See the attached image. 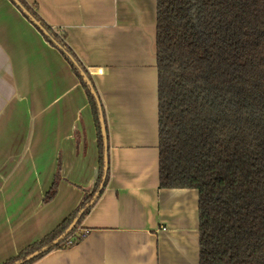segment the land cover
Returning <instances> with one entry per match:
<instances>
[{"label": "crops", "instance_id": "crops-1", "mask_svg": "<svg viewBox=\"0 0 264 264\" xmlns=\"http://www.w3.org/2000/svg\"><path fill=\"white\" fill-rule=\"evenodd\" d=\"M25 1L92 76L110 169L81 223L89 234L32 264H200L198 189L160 186L158 0ZM99 173L81 80L12 0H0V264L56 229Z\"/></svg>", "mask_w": 264, "mask_h": 264}, {"label": "trees", "instance_id": "trees-1", "mask_svg": "<svg viewBox=\"0 0 264 264\" xmlns=\"http://www.w3.org/2000/svg\"><path fill=\"white\" fill-rule=\"evenodd\" d=\"M20 1L87 92L98 130L100 173L94 190L56 229L1 264H32L54 248L81 242L90 232L81 226L93 207L86 206L105 175L100 108L82 71L96 89L92 76L64 37ZM157 15L160 186L198 189L200 264H264V0H158ZM58 184L59 177L47 201L56 196ZM76 219L63 241L26 260L52 245Z\"/></svg>", "mask_w": 264, "mask_h": 264}, {"label": "water", "instance_id": "water-1", "mask_svg": "<svg viewBox=\"0 0 264 264\" xmlns=\"http://www.w3.org/2000/svg\"><path fill=\"white\" fill-rule=\"evenodd\" d=\"M12 1L21 8L22 12H24L31 19V21L34 24L38 25L41 29L44 30L45 33L48 34V32L45 30V28L42 26V24L31 14V12L21 3L20 0H12ZM58 46H60V45H58ZM82 74L85 77V79L87 80V82L89 83V85L91 86L92 92L97 97L99 108H100V113H101L100 119H101V124H102V130H103V135H104V140H105V175H104L103 180H102L98 190L96 191L93 199L87 204L86 208H88V207H90V206H92V205H94L96 203V201L100 197V195H101V193H102V191H103V189L105 187L107 170L109 169V141H108V132H107V125H106V121H105V116H104V113H103L102 105H101L99 96L97 94V91L94 88V86L92 84V81L89 78V76L86 74V72L82 71ZM77 221H78V219H76L72 223V225L69 227V229L63 235H61L59 238H57L52 243V245L44 247L41 251H36L35 253H33L30 256H28L26 260L34 258L35 256H37L41 252L48 250L51 246H53L55 244H58L59 242L63 241L72 232V230L74 229Z\"/></svg>", "mask_w": 264, "mask_h": 264}, {"label": "built area", "instance_id": "built-area-1", "mask_svg": "<svg viewBox=\"0 0 264 264\" xmlns=\"http://www.w3.org/2000/svg\"><path fill=\"white\" fill-rule=\"evenodd\" d=\"M73 239H74V238H70V239H69V243H70V244H72V243L74 242Z\"/></svg>", "mask_w": 264, "mask_h": 264}]
</instances>
